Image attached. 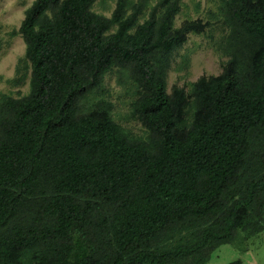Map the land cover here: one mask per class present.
<instances>
[{
  "label": "trees",
  "instance_id": "obj_1",
  "mask_svg": "<svg viewBox=\"0 0 264 264\" xmlns=\"http://www.w3.org/2000/svg\"><path fill=\"white\" fill-rule=\"evenodd\" d=\"M96 1L34 0L13 32L30 90L0 105V264H182L264 208V0L227 1L230 57L191 95L167 93L168 60L208 24L175 29L182 0H158L142 24L153 0H116L109 18ZM113 68L138 88L145 141L111 120L109 103L83 112ZM184 232L199 242L171 247Z\"/></svg>",
  "mask_w": 264,
  "mask_h": 264
},
{
  "label": "rangeland",
  "instance_id": "obj_2",
  "mask_svg": "<svg viewBox=\"0 0 264 264\" xmlns=\"http://www.w3.org/2000/svg\"><path fill=\"white\" fill-rule=\"evenodd\" d=\"M137 0H130V5ZM158 0L150 2L139 19V24L148 18L150 9ZM228 0H182L181 10L175 17L173 27L179 28L184 21L199 20L208 24L203 34L189 35L183 47L168 60L167 93L173 86L184 88L191 95L192 85L202 76H218L230 57ZM34 0H0V105L4 98L20 99L29 93L30 67L25 60V43L17 31L26 10ZM116 0H97L91 11L109 18L115 8ZM131 12L128 8L127 13ZM116 31L113 27L108 33ZM138 88L128 70L113 68L103 77L102 84L81 100L83 112L91 111L98 102L109 103L111 120L120 126L133 140L145 141L149 132L133 117V104L138 99ZM191 121V114L188 117ZM262 142V141H260ZM244 196L237 194L225 202L232 206ZM218 227L209 223L203 228ZM198 233L184 232L177 235L171 247L177 244L199 242ZM264 264V208L250 206L243 226L233 235L232 240L219 246L208 257H186L182 264Z\"/></svg>",
  "mask_w": 264,
  "mask_h": 264
}]
</instances>
